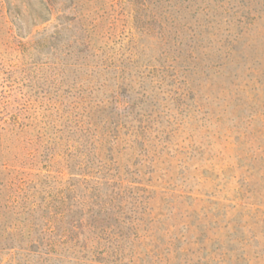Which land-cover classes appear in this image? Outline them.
<instances>
[{"label":"trees","instance_id":"1","mask_svg":"<svg viewBox=\"0 0 264 264\" xmlns=\"http://www.w3.org/2000/svg\"><path fill=\"white\" fill-rule=\"evenodd\" d=\"M84 1L26 0L40 27L17 38L8 10L22 7L1 0L0 264H264V131L226 135L243 145L236 173L210 131L213 105L241 97L264 129V84L226 76L241 56L220 49L238 38L216 34L238 11L117 0L131 22L115 36Z\"/></svg>","mask_w":264,"mask_h":264},{"label":"rangeland","instance_id":"2","mask_svg":"<svg viewBox=\"0 0 264 264\" xmlns=\"http://www.w3.org/2000/svg\"><path fill=\"white\" fill-rule=\"evenodd\" d=\"M14 5H19L22 7V13L21 15L18 14L19 8H12L11 10H8L10 12V18L11 22L10 27L13 33L16 35L17 38H20L19 33H24L25 31H32L34 32L36 29H38L40 26H34L33 20L30 17L28 11L26 10V0H12ZM35 1L36 0H30ZM256 1V0H255ZM244 2V3H243ZM263 0H257L249 1V0H226L225 6L228 5V7L233 6L235 7V10L238 12L234 14L232 10H230L229 15L230 19L233 21L231 25L223 19L221 20L218 32V38L223 39H229L232 41L233 39H237L236 41L232 43H236V45H233L236 47V49H232L231 46H224L220 49V51L225 54L223 51H229L228 53L232 52L236 55L241 56V64H234L233 66H226V76L229 75H237L235 79H238L236 82L241 84V88L246 85L252 86L256 84V79L264 84V64L260 65L262 67L258 69H250V67L257 66L258 58L264 56V5ZM246 4V6H245ZM251 15L250 19H253L254 16L259 15V11H261V20L256 22L253 26L250 28L253 29L251 34L255 36V44L254 47H246L244 38L247 35L245 33V21L247 20L246 16H242L243 10L247 11L250 9ZM253 9H257V13L253 11ZM4 14H6V11L3 9L1 0H0V53H3L4 51V44H2L1 41L6 39L7 36V30H8V23L6 24L4 22L5 17ZM84 14L85 19L88 21H96L101 26H110L112 28V33L115 36H124L130 27L131 17L129 13L126 10H123L120 6L117 5V0H86L84 1ZM241 15V16H240ZM8 18V17H7ZM257 18V17H256ZM18 23V26H14V22ZM260 22V23H259ZM19 25L21 29L19 28ZM263 25V26H262ZM229 27V29H228ZM263 27V29H261ZM228 29V30H227ZM261 29L263 30V33H260V38L257 36V31ZM227 30V31H226ZM230 30V31H229ZM226 31V32H225ZM230 32V33H229ZM28 38H30V34H28ZM213 54L216 53L217 48H219V44L216 43L213 45ZM215 50V51H214ZM234 51V52H233ZM234 54V55H235ZM237 58H240L239 56H236ZM244 59V60H242ZM259 67V66H258ZM255 77V78H254ZM231 79H233L231 77ZM234 79V80H235ZM255 79V80H254ZM2 80V78H1ZM0 80V83L3 81ZM232 81V80H231ZM6 82V81H5ZM229 82L227 83V86L229 88ZM258 84V83H257ZM263 98L260 101L263 103L264 107V94L262 93ZM246 100V101H245ZM252 102H250V99H242L241 97V106L237 109H234L235 107V101L231 102L228 106H226V103L223 101H219L213 105L214 108V116L212 118V126L210 131L219 130L221 132V137L217 138V134L211 135L214 140H216V150H223L224 153V160L223 163L229 167L230 172L228 173H236L238 169V159L239 156H241L243 145H233L226 142V135L232 132V137L235 135L233 131H241V141L243 140V132L250 131L252 128L253 130L256 128L257 131H264L261 126V121L257 120L255 121L251 126L249 124V117L252 116V111H254V108L251 106ZM261 113L263 114V111L261 110ZM260 113V114H261ZM261 141L264 145V135L261 134ZM221 163V162H220Z\"/></svg>","mask_w":264,"mask_h":264}]
</instances>
